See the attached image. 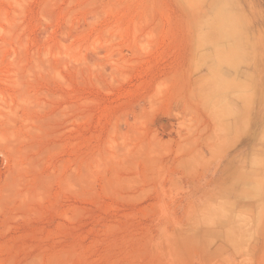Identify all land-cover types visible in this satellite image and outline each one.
Returning <instances> with one entry per match:
<instances>
[{
    "label": "rangeland",
    "instance_id": "1",
    "mask_svg": "<svg viewBox=\"0 0 264 264\" xmlns=\"http://www.w3.org/2000/svg\"><path fill=\"white\" fill-rule=\"evenodd\" d=\"M0 264H264V0H0Z\"/></svg>",
    "mask_w": 264,
    "mask_h": 264
},
{
    "label": "bare ground",
    "instance_id": "2",
    "mask_svg": "<svg viewBox=\"0 0 264 264\" xmlns=\"http://www.w3.org/2000/svg\"><path fill=\"white\" fill-rule=\"evenodd\" d=\"M229 42H230V41H229ZM230 47H231V46H230ZM227 48H228V47H227ZM214 50H215V49H214ZM217 50H218V49H217ZM234 50H235V49H234ZM234 50H233V51H234ZM214 52H215V51H214ZM228 52H230V51H228ZM226 53H227V52H226ZM216 54H217V53H216ZM228 55H229V54H227V56H228ZM222 56H223V55H222ZM222 56H221V57H222ZM235 56H236V55H235ZM236 58H237V57H236ZM240 58H241V57H240ZM240 58H239V59H240ZM234 59H235V58H234ZM223 60H224V59H223ZM228 60H229V59H228ZM237 60H238V59H237ZM224 61H225V60H224ZM229 61H230V60H229ZM229 61H228V62H229ZM226 62H227V60H226ZM238 62H239V60H238ZM236 64H237V63H236ZM226 65H227V64H226ZM229 65H230V64H229ZM231 66H233V64H231ZM234 66L236 67V65H234ZM236 72H237V71H236ZM239 72H240V71H239ZM215 74H216V73H215ZM216 75H217V74H216ZM217 76H218V75H217ZM219 76H220V75H219ZM236 76H237V75H236ZM212 77H213V76H212ZM214 77H216V76H214ZM233 77H234V76H233ZM233 77H232V78H233ZM218 78H219V77H218ZM236 78H237V77H236ZM236 78H235V79H236ZM210 79H212V78H210ZM212 80H213V79H212ZM215 80H216V79H214V82H215ZM223 80H224V78H223ZM228 80H229V79H228ZM233 80H234V79H233ZM238 80H239V79H238ZM240 80H241V79H240ZM225 81H226V80H225ZM230 81H232V80H230ZM233 82H234V81H233ZM236 82H237V81H236ZM237 83H238V82H237ZM219 84H220V83H219ZM239 84H240V83H239ZM220 85H222V84H220ZM233 85H234V83H233ZM228 86H229V85H228ZM235 86H236V84L234 85V87H235ZM229 87H231V86H229ZM234 87H233V88H234ZM223 88H224V87H223ZM227 89H228V87H227ZM234 89H235V88H234ZM224 90H225V88H224ZM226 91H227V90H226ZM226 91H225V92H226ZM240 91H241V90H240ZM241 92L243 93V91H241ZM237 93H238V92H237ZM239 93H240V92H239ZM239 93H238V94H239ZM226 94H227V93H226ZM239 95H240V94H239ZM232 96H233V95H232ZM223 97H224V96H223ZM241 97H242V96H241ZM247 98H249V97H247ZM241 99H242V98H241ZM247 101H248V100H247ZM216 105H217V104H216ZM214 107H215V106H214ZM209 108H210V107H209ZM209 108H208V109H209ZM212 108H213V107H212ZM212 108H210V109H212ZM229 110H230V109H229ZM231 111H232V110H231ZM209 113H210V112H209ZM236 113H237V112H236ZM212 115H213V114H212ZM214 115H215V114H214ZM214 115H213V116H214ZM247 121H248V120H247ZM245 123H246V122H245ZM223 124H224V122H223ZM246 125H247V124H246ZM247 126H248V125H247ZM247 126H245V127L247 128ZM245 127H244V128H245ZM163 129H164L165 131H171V130L173 129V124H172V122H171V121H165V122L163 123Z\"/></svg>",
    "mask_w": 264,
    "mask_h": 264
}]
</instances>
